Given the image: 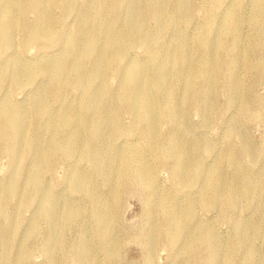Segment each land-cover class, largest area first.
I'll return each instance as SVG.
<instances>
[{
	"label": "rangeland",
	"instance_id": "rangeland-1",
	"mask_svg": "<svg viewBox=\"0 0 264 264\" xmlns=\"http://www.w3.org/2000/svg\"><path fill=\"white\" fill-rule=\"evenodd\" d=\"M173 1L176 0H169V8ZM256 1L190 0L187 18H178L174 23L166 24L164 29L162 42L166 49L185 39L189 46L184 50L182 47V53L190 55L192 59L198 52H205L210 58L220 54L224 59V69L217 73L214 81H208L202 76L195 77V92L186 91L183 83H179L174 100L183 104V112L178 124L175 125L162 116L156 121L159 143L166 141L171 134H178L191 145V159L198 166L195 173L191 171L182 183L176 182L174 175L177 176L178 173L173 171L175 155L169 153L163 158H157L154 148L143 135V123H137L131 129L137 113L123 111L117 118L112 150L102 149L93 156L84 154L89 134L83 129L79 145L72 157L56 162L52 169L47 168L42 174V186L46 185L68 203L79 205L81 214L67 219L61 204V208H58L59 220L49 225L38 217L37 200H33L29 206H22L23 195L36 186L39 187L29 181L28 172L23 173L18 191L9 199L10 209L14 210L13 219L17 221V230L12 225L9 227L10 232L13 231V240L8 246L10 260L6 264H92L90 259L93 257L89 252L83 254L82 261L73 254L86 230L94 228L91 220V196L80 188V180H75L79 172L85 173L92 180L91 185L96 186L100 195L110 199L108 224L116 231L117 241L113 254H108L101 248L102 243L98 238L92 239L90 245L97 249L94 260L100 264H264L262 193L249 195L242 191L233 205L227 203L225 193L221 192L217 194L215 203L209 204L206 198L216 192H212V189L205 190L203 184V175L215 172L220 175L224 185L232 180L241 184L244 175L253 180L258 179V183L262 185L264 183V37L262 28L255 21ZM79 8L80 1L76 2L71 11H67L63 3L59 6L49 4L46 7L57 22L59 34L66 28L74 33L80 31ZM233 10L243 18L239 26L240 42L236 47L232 46L235 33H224L220 30L223 17ZM165 11L168 12V9L165 8ZM145 13L148 14L146 27L154 32L159 30L160 23L151 11L146 9ZM28 17L33 19L35 12L29 11ZM22 18L15 30L18 33L14 34V46L7 51L0 47V67L18 58L21 67L26 68L37 57L44 58L45 55H40L44 50L62 52L61 41H36L25 45L20 30ZM220 42L223 46L218 45ZM151 44L156 49L161 45L157 42V46L156 41ZM125 52L126 56L119 65L132 63L151 72V78H155L157 64L149 57L144 45L129 44ZM89 65L90 61L86 63V69ZM165 68L169 75L174 73L173 62H168ZM232 73L241 81L237 96L230 89ZM172 79L175 80L176 76L173 75ZM39 81L46 84L47 78ZM107 81L109 89L101 102L100 98H93L97 90L104 88L97 82L89 90L90 93L70 88L61 89L58 94L60 96L51 98L50 108L61 110L69 104L82 106L92 99L108 115L119 108L120 103L126 105L128 101L123 100L125 90L119 75L108 74ZM130 85L132 84H128L126 88ZM12 86L13 83L9 80L8 85L1 88L0 103L3 99L10 98L22 106L34 94L31 84L25 85L23 89H13ZM153 93L156 101L161 103L163 91L156 88ZM118 96H121L119 100ZM196 99L198 104H194ZM204 101L210 106L208 120L202 112ZM85 110L87 115L94 116L96 113V108L93 107ZM48 119V113L38 120L32 117V113L26 118L27 129L34 128V144L44 143ZM111 121L112 118L106 116L103 122L105 129L112 124ZM196 141H200L203 147H196ZM245 144L249 150L245 149ZM132 146H137L151 161L154 173L152 182L143 180L136 171L133 172V179L121 180L120 164L117 160L106 169L100 170L99 163L104 158L115 157L118 151L126 152ZM12 148L8 144L0 146V191L8 188L13 172L19 168L18 164L26 161L24 163L28 165L33 162V146L29 149L27 144H23V149L17 153ZM230 153L232 157L234 155L235 161L229 159ZM12 156L15 157L12 159ZM175 206L184 216L174 245L170 246L163 240L159 230L161 225L170 220L169 211ZM189 206L192 207L191 211L185 215L184 212ZM255 224L258 227L253 228L249 234V246L253 254L248 256L245 245H237V239L240 231L248 227L247 225L255 227ZM206 230L211 232V237L203 242L198 237ZM28 232L29 256L23 263H15L13 260L17 254V241L19 238L22 240ZM50 234L55 237L48 246L52 251L51 255L43 252L41 248L46 245ZM1 246L2 242L0 253Z\"/></svg>",
	"mask_w": 264,
	"mask_h": 264
},
{
	"label": "bare ground",
	"instance_id": "bare-ground-1",
	"mask_svg": "<svg viewBox=\"0 0 264 264\" xmlns=\"http://www.w3.org/2000/svg\"><path fill=\"white\" fill-rule=\"evenodd\" d=\"M77 1H80V31L74 33L66 28L63 33L59 34L57 22L46 9L47 5L59 6L63 3L66 10L71 11ZM189 6L190 0L173 1L171 8H169V0H0L1 50L7 51L14 46V34L18 33L15 30L21 17L23 18L20 30L25 45L36 41L62 42V47H60L62 52L53 53L54 51L44 50L40 55L43 54L45 57H37L36 61L26 68L21 67L18 58H14L0 67V90L8 85L9 80L13 83V89H23L27 84L34 87L33 96L22 106L17 105L10 98L3 99L0 103V146L8 144L13 147L12 151L15 153L21 152L23 144H27L29 149L33 146L31 152L33 162L28 165L24 163L26 161L18 164L19 168L13 172L10 185L5 191H0V242H2L0 262L2 264H6L10 260L8 246L13 240V231L10 232L9 227L12 225L17 230V221L13 219L14 210L10 209L9 199L18 191L20 176L23 173L28 172L29 181L39 187L36 186L23 195L22 206H29L33 200H37L39 203L38 217L47 221L49 225L55 220H59L58 208L59 206L61 208V204L67 219L81 214L79 205L68 203L62 196L48 189L46 185L42 186V174L47 168L52 169L56 162L72 157L75 148L79 145L83 129L89 134L84 154L93 156L97 152H101L102 149L112 150L113 134L118 124L117 118L123 111L137 113L131 129L133 130L137 123H143V135L154 148L157 158H163L169 153L175 155L173 171L178 173L177 176L174 175L176 182L182 183L188 173L194 172L195 168H198L191 159L190 144L178 134H171L166 141L159 143L155 127L159 116L170 120L175 125L181 121L183 104L174 100L180 82L183 83L186 91L195 92L194 79L196 76L214 81L217 73L224 69V59L220 54L210 58L205 52H198L193 56L194 59L190 55L183 54L182 47L184 50L189 46V42L185 39H181L179 44L175 43L172 47L169 46L168 49L163 44V32L166 24L174 23L178 18L186 19ZM165 8L168 9V12L165 11ZM146 9L150 10L159 21V30L154 32L146 27L148 15L145 13ZM31 10L35 12V17L30 20L28 13ZM255 12L256 24L262 28L264 37V0L256 1ZM242 19V16L233 10L227 13L220 23V30L224 33H235L233 47L238 46L240 42L239 26ZM153 41H156V45L157 42L161 43L159 48L156 49L152 46ZM133 43L144 45L149 52V57L156 62L158 70L155 78H151V72L140 69L132 63L119 65L121 59L126 56V46ZM218 45L223 46L222 42ZM88 61H90V65L86 69L85 65ZM168 62H173L175 67L172 75H169L165 68ZM108 74L119 75L125 90L123 100L128 101L126 105L120 103L119 108L108 114L113 120L108 129L103 126L104 119L108 115L92 99L82 106L69 104L61 110H51L50 100L54 96H60L58 94L61 89L70 88L90 93L89 90L97 82H100L101 87L104 86V88L97 90L95 95L93 94V98H100L101 102L105 92L109 89ZM173 75L176 76L175 80L172 79ZM41 78H47V83L43 84L39 81ZM181 79L182 81H180ZM230 83L232 93L236 96L239 95L241 81L235 73H232ZM128 84L132 85L126 88ZM156 88L163 91L161 103H158L154 96L153 89ZM119 97L121 98V96L117 97L118 100ZM194 104H198L197 99ZM203 105L202 112L205 113L208 120L210 106H207L205 101ZM90 107L96 108L94 116L85 114L87 112L85 108L89 109ZM30 113L36 120L46 113L49 114L46 124L47 135L42 144H34V128L28 130L26 127V118ZM195 146L203 147L200 141H196ZM245 149L249 150L250 148L245 144ZM14 157L12 156V159ZM233 157L230 153L229 159L233 160ZM114 160L120 164L121 180L133 179V172L136 171L143 180L152 182L154 174L152 163L137 146L128 148L126 152L118 151L115 157L104 158L99 163L100 170L106 169ZM203 177L205 190L212 189V192H216L206 198L209 204L215 203L217 194L221 192L225 193L228 204L235 203L237 195L242 191L249 195L262 193L264 196V183L262 185L258 183V179L253 180L248 175H244L241 184L232 180L227 185L222 183L217 172L209 175L204 174ZM75 180H80L82 184L80 188L91 196V220L94 228L86 230L83 239L73 250V254L82 261L83 254L89 252V255L91 254L93 257L90 259L91 263L100 264L94 260L97 249L90 245L92 239L98 238L102 243L101 248H104L108 254H113L114 244L117 241L116 231L108 224L110 212L108 202L110 199L98 193L96 186L91 185L92 180L85 173L79 172L78 178ZM191 208L189 206L184 214L189 213ZM169 216L170 220L160 226L159 232L163 240L173 246L176 235L181 229L184 215L175 206L169 211ZM247 226L240 231L237 245H245L244 249L248 256H252L253 250L249 246V234L258 225ZM30 232L22 240L19 238L17 241V254L13 260L15 263H23L29 256L27 238ZM210 237L211 232L206 230L198 238L204 242ZM54 239L52 234L47 237L46 245L41 246L43 252L52 254L48 246Z\"/></svg>",
	"mask_w": 264,
	"mask_h": 264
}]
</instances>
